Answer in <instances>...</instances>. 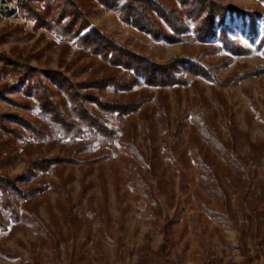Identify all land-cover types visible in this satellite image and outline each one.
<instances>
[{"label":"rangeland","instance_id":"1","mask_svg":"<svg viewBox=\"0 0 264 264\" xmlns=\"http://www.w3.org/2000/svg\"><path fill=\"white\" fill-rule=\"evenodd\" d=\"M45 1L0 17V176L29 190L27 200L13 196L19 216L0 231V264H264V179L251 161L240 159L244 172L229 164L201 135L193 115L205 103L225 143H231L223 123L229 120L239 143L264 148V0H216L257 13L228 11L223 22L217 17L216 35L205 45L179 0H162L186 25L178 43L121 21L120 5L70 0L87 16V30L97 29L140 58L167 65L192 57L215 69L217 82L180 67L176 75L184 82L165 88L90 54L79 43L87 30L65 38L55 24L56 5L44 9ZM72 15L68 9L64 20ZM224 31L250 52L225 48ZM214 46L219 49L211 51ZM125 77L133 81L126 88L104 85ZM45 92L70 123L78 121L74 109L82 101L96 114L101 102L139 105L129 114L107 115V125L146 156L152 137L153 180L117 141L105 159L92 162L99 140L91 136L92 146L83 152L88 128L67 134L54 110H43ZM26 122L40 132L27 130Z\"/></svg>","mask_w":264,"mask_h":264},{"label":"trees","instance_id":"2","mask_svg":"<svg viewBox=\"0 0 264 264\" xmlns=\"http://www.w3.org/2000/svg\"><path fill=\"white\" fill-rule=\"evenodd\" d=\"M98 1L108 8H114L119 5L122 6L120 10L121 21L132 24L137 29L151 35L157 40H165L170 43L183 41L182 34L184 32L183 29H186V25L184 21L180 19L179 12L177 11L178 9L175 8L174 5L167 4L162 0ZM32 2L33 0H28L21 7V10L28 7L31 8ZM171 2L175 1L172 0ZM59 3L61 6H59ZM179 3L181 8L179 9L183 16L191 19L193 24H195V31L197 33L196 40L200 41L204 45L205 43L211 41L216 35L217 25L215 20L217 17L221 18L223 22L228 11L238 12L242 17L247 14L253 17L255 16V13H257L255 11H249L233 6H225L218 3L216 0H179ZM52 4H55L57 9L55 24L59 28L61 27L60 29H65L63 30L65 38H69L70 40L78 38L81 33L85 32V30L91 26L85 13L73 6L70 0H46L43 7L44 9H48L52 6ZM68 9L73 11V15L71 18L64 20ZM38 17L41 18L36 15V21L40 20ZM158 19H161L166 26L170 27L171 32L166 31L163 28L161 21H158ZM220 40L222 41L224 47L230 50L233 54L245 55L250 52L248 49L239 45L238 42L229 39L225 31ZM79 43L89 47L92 50L90 54L101 56V60L105 62L106 65H119L121 67H125L132 71L130 75L135 76L136 80L140 77H144L150 84H155V86H159L161 88H165L167 86L173 87L180 82H184L181 76L176 75V72L179 71L180 67L184 70V72H187L192 77L201 76L207 80L217 82V78L214 74L215 69L205 64L200 59L181 57L171 64L157 65L150 62L146 58H140V56L131 53L125 47L101 34V32L97 29L91 28L87 30L85 34L81 35ZM215 48L219 49V47L214 46L211 47V51H217ZM261 70L264 71V68ZM127 77L119 78L117 80L108 78L104 81L106 82L104 85L107 86L113 83L114 85L119 84L122 88H126V85L133 83V81L127 80ZM77 97L80 98L81 96L77 95ZM43 99V110L46 112L53 109L54 117L56 119V121H54L60 125V128L63 130L65 129L67 134L72 132L80 133L82 126L88 128V138L90 141L88 139L80 143L81 150L83 152L87 151L92 146L91 136L99 140V151L98 154L93 155L92 162H98L105 159V157L109 154L108 148L111 147L115 141H117L121 145L125 146L129 153L137 156V160L146 166L147 177L152 178L151 181L153 180V172L155 169V149L152 147V137L150 139L148 136L147 139V148L149 153L148 156H146L135 146L133 139H131V141H126L124 132L119 134L117 130L110 128L107 125V115L113 114L114 112H118L120 115L123 112L129 114L131 113L130 110H136L139 105L132 103L127 105H108L105 102H101V112L96 114L88 109L82 101L79 104L77 111L74 109L78 121L70 123L58 110V104L52 103L53 101L50 99L48 93H44ZM206 106L207 105L205 103L200 104L199 107L196 106V112L193 113V115H195L194 120L199 126L201 135L217 153L224 157L229 164L240 172H244L245 170L240 159H243L246 162L251 161L252 168L259 173L258 179L260 181L263 180L264 148L253 147L251 143L247 142L239 143L237 141V138L239 139L238 133L235 132L233 126L230 127L229 120H226V122L223 123L227 128H229L232 134L230 136L231 143H225L222 140L215 118L209 120L207 117L209 116V108ZM23 126L30 132L32 131L34 134H38L40 132V130L31 122L23 123ZM196 159L200 165L203 163L202 159ZM203 167L205 168L206 165ZM3 178L4 177L0 176V231L7 228L9 218H13L14 220L18 219L19 212L16 208L13 196H16L20 200H27L29 197V190H22L11 182L10 184H6L9 183V181H6V179ZM141 183L143 184V180ZM33 216V221H38L39 223L40 221L37 219V216L35 214H33Z\"/></svg>","mask_w":264,"mask_h":264},{"label":"built area","instance_id":"3","mask_svg":"<svg viewBox=\"0 0 264 264\" xmlns=\"http://www.w3.org/2000/svg\"><path fill=\"white\" fill-rule=\"evenodd\" d=\"M26 2L27 0H0V17L3 18V10L8 8H15L17 14Z\"/></svg>","mask_w":264,"mask_h":264},{"label":"bare ground","instance_id":"4","mask_svg":"<svg viewBox=\"0 0 264 264\" xmlns=\"http://www.w3.org/2000/svg\"><path fill=\"white\" fill-rule=\"evenodd\" d=\"M14 14H16L15 8H8V10H3V17H10Z\"/></svg>","mask_w":264,"mask_h":264}]
</instances>
